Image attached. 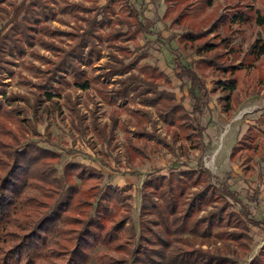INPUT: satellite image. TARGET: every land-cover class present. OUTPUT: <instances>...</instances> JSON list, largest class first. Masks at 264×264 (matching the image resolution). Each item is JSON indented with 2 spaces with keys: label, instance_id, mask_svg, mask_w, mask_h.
Returning <instances> with one entry per match:
<instances>
[{
  "label": "trees",
  "instance_id": "trees-1",
  "mask_svg": "<svg viewBox=\"0 0 264 264\" xmlns=\"http://www.w3.org/2000/svg\"><path fill=\"white\" fill-rule=\"evenodd\" d=\"M114 1L122 5L123 15L114 14ZM163 1V21L181 31L176 35L179 45L198 58V65L218 71L211 88L178 49L165 44L133 0H106L102 5L99 0L9 4L5 14L10 26L3 34L0 30V264H240L251 252V229H264V215L252 214L226 183L216 185L208 169L183 165L168 174H148L140 187L136 229L131 185L102 186L99 170L75 161L60 173L59 154L30 140L29 136H37L35 123L42 122L44 114L60 111L51 90L56 78L67 81L64 75L82 90L91 88L93 81L100 83L96 88L100 102L112 105L133 98L149 108L129 109L135 128L134 138L126 137L127 161L148 158V143L153 141L172 153L180 150L185 159L189 150L202 153L204 118L212 96H217L227 116L241 100L264 96V39H256L241 60H232L230 37L218 33L208 37L219 24L231 33L232 20L212 9L213 0ZM232 3L239 11L236 21H252L264 29V8ZM59 15L70 17V31L48 24L68 23ZM61 36L65 42L58 45L53 40ZM138 36L152 37L158 48L166 49L167 65L180 91L190 98V109L177 100L168 74L142 62L147 51ZM100 43L108 49L106 70L90 80L84 68L100 60ZM35 45L52 57L29 52L41 63L28 64L37 79L27 82L35 89L33 98L5 92L3 75L13 73V58L26 55V49ZM114 76L110 85L106 79ZM17 101L31 111L34 123L24 109L12 104ZM64 103L78 133L89 129L99 144H111L118 127L116 112L101 124L96 102L89 117L80 113L79 102L70 95L65 94ZM158 122L168 138L158 132ZM258 131L264 133V112L256 127H248L231 149V162L241 156H264V138ZM247 264H264V245Z\"/></svg>",
  "mask_w": 264,
  "mask_h": 264
},
{
  "label": "rangeland",
  "instance_id": "rangeland-1",
  "mask_svg": "<svg viewBox=\"0 0 264 264\" xmlns=\"http://www.w3.org/2000/svg\"><path fill=\"white\" fill-rule=\"evenodd\" d=\"M21 0H0V30L3 34L10 25H6L8 17L7 12L10 3H18ZM78 1V0H77ZM106 0H99L98 4H104ZM136 8L140 10L144 17L153 22L154 29L161 33L165 44L173 49H178L188 64L197 70L206 80L208 88H211V82L216 80L218 71L208 67L198 65L196 56L189 51L183 49L177 41V34L181 31L172 30L169 27V22L164 23L163 15L165 11V4L163 0H133ZM238 2L240 5H250L254 8H264V0H232ZM230 0H213V8L219 11L222 16L227 15V18L232 20L231 33L225 31L226 27L222 28L219 24L214 31H210L208 37L215 34L220 36L230 37L231 41V59L241 60L242 56L249 51L250 45L256 40L264 39V29L262 30L254 22H240L234 18L239 15L238 8L232 7L233 4ZM114 14L123 15L122 5L114 1ZM6 8L3 10L2 8ZM240 8V7H239ZM212 11V10H208ZM214 11V10H213ZM64 22H49L51 27L59 28L65 32L70 31V17L66 15H59ZM173 36V37H172ZM138 43L143 46L147 51V56L142 62H148L151 65L157 66L169 75L172 81V91L175 93L178 101H181L185 108L190 109L191 100L187 96L185 90L180 91L179 82L173 76L171 69L167 65V51L165 48H158V45L153 41L152 37L138 36ZM65 37L61 36L53 40L56 44H62L61 41ZM101 49V58L93 65L85 67L86 76L90 80L106 70L107 47L105 43L97 44ZM26 55L18 58H13L11 65L12 74H4L3 89L7 93L25 94L30 99L33 98V91L35 89L27 82L36 83L37 79L34 77L33 72L29 71L28 64L33 63L40 66V61L32 59L29 55L30 51L38 52L43 57H52L48 51L42 50L38 45L27 48ZM224 51L223 48L219 49ZM228 50V49H227ZM43 68V66H41ZM26 81H24V79ZM66 82L61 78H56L51 90L53 94V101L60 104V111L44 114L42 122L35 123L37 136H29L31 141H34L42 148L57 152L60 156L57 164V169L62 172V168L68 162L75 161L81 164L96 168L103 174L102 186L104 185H131L132 187V211L131 217L136 225L139 215L140 207V187L148 174L159 173L168 174L174 169H183V165L188 168L204 167L209 170L212 175V181L216 184L226 183L231 190L235 191L238 198L243 204L248 206L249 210L255 216L264 215V156L258 158L253 156L252 159H245L241 156L235 162H230L229 156L231 149L236 145L237 141L245 133L248 127H256L257 119L262 112H264V96L260 94L253 98L243 99L240 104L232 112L231 116L225 115L221 111L220 105L217 103V96H212L209 103L210 111L204 118V149L202 153L189 150L187 152V159L184 158L180 150L175 153L170 152L168 149L161 145L155 144V141L148 143V158H133L129 161L125 159L126 137H133L132 131L135 128L134 118L129 114V109H149L142 107L137 99L130 98L129 100L116 101L114 104L109 105L100 102L96 88L101 86L100 83L91 82V88L82 90L72 84V79L69 75H64ZM117 76L106 79L111 85ZM68 94L71 100H77V106L80 113L89 117L90 110L93 109L94 103L97 106L98 121L103 123L109 122V115L112 111L117 113L118 127L115 130L113 141L109 146L101 145L97 142L95 135L91 130L86 129L84 134L78 133L72 124V118L69 110L64 103V96ZM43 102V101H42ZM19 109L22 108L26 111L25 117L34 123L32 113L24 106L22 101L12 103ZM44 106L48 105L47 102L43 103ZM154 118V112L149 110ZM88 124V121H86ZM150 130L149 124L142 121V126ZM157 129L160 135L169 137L167 129L161 122H158ZM259 132V131H258ZM259 135L264 138V133L259 132ZM181 144L179 141L176 146ZM235 209H239L236 205ZM251 235L253 236V243L251 245V252L246 258L240 261V264H247L248 261L258 252L259 248L264 245V229L252 228ZM91 264H94L92 261Z\"/></svg>",
  "mask_w": 264,
  "mask_h": 264
},
{
  "label": "crops",
  "instance_id": "crops-1",
  "mask_svg": "<svg viewBox=\"0 0 264 264\" xmlns=\"http://www.w3.org/2000/svg\"><path fill=\"white\" fill-rule=\"evenodd\" d=\"M210 108V107H209ZM231 162V161H230ZM254 228V227H253ZM256 228V227H255Z\"/></svg>",
  "mask_w": 264,
  "mask_h": 264
}]
</instances>
